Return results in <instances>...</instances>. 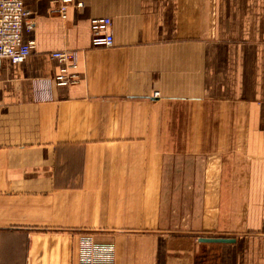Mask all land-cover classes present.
<instances>
[{
	"label": "crops",
	"instance_id": "0c3cea01",
	"mask_svg": "<svg viewBox=\"0 0 264 264\" xmlns=\"http://www.w3.org/2000/svg\"><path fill=\"white\" fill-rule=\"evenodd\" d=\"M53 1L0 64V264H264V0Z\"/></svg>",
	"mask_w": 264,
	"mask_h": 264
},
{
	"label": "built area",
	"instance_id": "2783aa9c",
	"mask_svg": "<svg viewBox=\"0 0 264 264\" xmlns=\"http://www.w3.org/2000/svg\"><path fill=\"white\" fill-rule=\"evenodd\" d=\"M72 2V0H54L52 12L65 18L67 6ZM27 16L24 0H0V64L2 60L15 64L22 63L35 48V40L25 41L23 38L24 31H31L35 25ZM111 27L112 20L109 17H98L91 21L93 47L113 46ZM50 57L63 65L55 77L56 84H75L77 75L73 73V69L77 66L76 52L54 51L50 53ZM80 259L86 264H113V247L110 244L95 242L90 235L83 236L80 242Z\"/></svg>",
	"mask_w": 264,
	"mask_h": 264
},
{
	"label": "water",
	"instance_id": "95a60500",
	"mask_svg": "<svg viewBox=\"0 0 264 264\" xmlns=\"http://www.w3.org/2000/svg\"><path fill=\"white\" fill-rule=\"evenodd\" d=\"M201 242H206V243H230L234 242V239H229V238H201Z\"/></svg>",
	"mask_w": 264,
	"mask_h": 264
}]
</instances>
